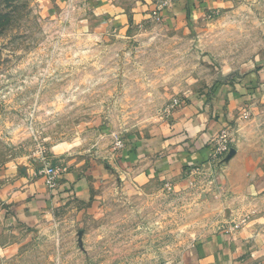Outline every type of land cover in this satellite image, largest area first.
<instances>
[{
	"label": "rangeland",
	"instance_id": "374dc122",
	"mask_svg": "<svg viewBox=\"0 0 264 264\" xmlns=\"http://www.w3.org/2000/svg\"><path fill=\"white\" fill-rule=\"evenodd\" d=\"M134 2L0 0V169L51 165L93 187L86 203L55 206L42 239L0 254V264H180L197 237L233 232L246 218L205 168L231 157L215 154L219 133L232 137L228 126L187 173L137 175L121 159L159 119H172L173 98L254 77L236 72L264 51V0L207 11L186 32L169 35L155 17L103 35L100 5Z\"/></svg>",
	"mask_w": 264,
	"mask_h": 264
},
{
	"label": "crops",
	"instance_id": "0c3cea01",
	"mask_svg": "<svg viewBox=\"0 0 264 264\" xmlns=\"http://www.w3.org/2000/svg\"><path fill=\"white\" fill-rule=\"evenodd\" d=\"M242 1L136 0L124 9L100 5V30L103 35H124L157 17L158 27L172 35L190 30V24L207 11H222ZM236 73L254 77L247 76L236 85L216 83L211 96L187 93L171 120L159 119L147 134L138 136L130 153L122 155L121 161L131 164L133 174L175 176L195 162H206L211 138L225 126L231 129V157L221 168L209 162L205 168L218 173L219 191L230 195L234 214L241 216L243 210L246 218L233 232L197 237L182 253L180 264H264V51ZM253 85L257 87L251 89ZM247 109L252 116L245 117ZM170 122L180 129H169ZM88 179L64 172L52 191L31 166L6 164L0 169V254L18 253L32 239H42L51 228V211L62 201H89L93 187Z\"/></svg>",
	"mask_w": 264,
	"mask_h": 264
},
{
	"label": "built area",
	"instance_id": "2783aa9c",
	"mask_svg": "<svg viewBox=\"0 0 264 264\" xmlns=\"http://www.w3.org/2000/svg\"><path fill=\"white\" fill-rule=\"evenodd\" d=\"M180 103L181 99L175 97L171 100V103L169 107L166 108V110H173L178 107ZM245 113L247 112L245 111L244 114ZM217 138L218 139L216 140L215 154H222L229 151L231 148V137L226 132V130L221 131ZM63 171L64 169H60L51 165H45L43 168L38 169L37 173L44 177L47 188L53 191L57 189L59 185V178Z\"/></svg>",
	"mask_w": 264,
	"mask_h": 264
},
{
	"label": "water",
	"instance_id": "95a60500",
	"mask_svg": "<svg viewBox=\"0 0 264 264\" xmlns=\"http://www.w3.org/2000/svg\"><path fill=\"white\" fill-rule=\"evenodd\" d=\"M233 152V149L230 148L229 153L231 154Z\"/></svg>",
	"mask_w": 264,
	"mask_h": 264
}]
</instances>
